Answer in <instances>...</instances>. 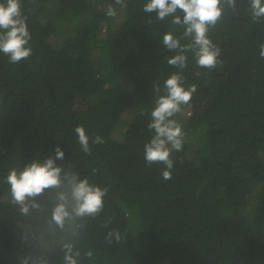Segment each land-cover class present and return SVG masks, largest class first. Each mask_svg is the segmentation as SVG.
<instances>
[{"label": "trees", "instance_id": "16d2710c", "mask_svg": "<svg viewBox=\"0 0 264 264\" xmlns=\"http://www.w3.org/2000/svg\"><path fill=\"white\" fill-rule=\"evenodd\" d=\"M145 3L21 0L32 54L13 64L0 52V264H64L67 242L80 253L77 264H264V17L236 0L208 32L219 49L231 48L230 60L219 55L208 69L186 54L184 86L196 91L172 117L184 137L165 180V165L146 163L144 144L154 135L147 125L156 87L164 94L178 71L162 36L183 29L146 13ZM109 5L115 16L106 15ZM129 107L145 108L123 130ZM96 136L103 143H93ZM57 144L63 172L107 189L100 213L66 220L63 229L52 210L66 184L28 198L22 214L6 181L10 169L54 156Z\"/></svg>", "mask_w": 264, "mask_h": 264}, {"label": "clouds", "instance_id": "9594fccd", "mask_svg": "<svg viewBox=\"0 0 264 264\" xmlns=\"http://www.w3.org/2000/svg\"><path fill=\"white\" fill-rule=\"evenodd\" d=\"M115 4L126 6L125 0H115ZM225 6L235 10L236 0H146L143 10L146 13H156L157 20L171 17L173 25L180 26L183 31L179 37L172 32H165L162 36L163 45L175 53L168 58L167 63L178 71L173 72L164 81V94L160 95V87H156L157 99L155 107L151 110V122L147 125L154 130L149 142L144 144V159L147 164L162 163L165 168L162 178L171 179L173 168L172 151L182 149L184 132L175 114L181 111L182 105H187L196 86H184V77L181 71L187 67V53H191L196 65L201 68H214L220 55V49L208 38L209 29L214 27L221 19ZM250 11L253 18L264 17V0H249ZM181 12L182 16L177 14ZM106 15L115 16V9L109 5ZM31 39L27 29L26 17L21 10V0H0V52L9 57L10 63H18L32 54L29 45ZM181 40L188 41L181 43ZM260 56L264 58V44L260 45ZM197 76L199 72L195 73ZM78 143L83 152L88 153L89 137L82 126L74 129ZM93 143H103L100 136L93 139ZM54 156H47L42 161L27 162L22 169H10L6 181L10 187L13 201L20 205V212L28 214V198L36 197L45 189H59L67 185V192L57 193V203L52 210V220L61 229L66 220L83 217H95L103 209V197L107 189L89 183L88 179L80 178L77 173L63 172L62 166L56 160L64 159V152L57 144ZM32 207H38L33 203ZM108 237L120 240V233L110 231ZM65 249L64 264H77L71 242L63 245ZM87 255H91L89 252ZM22 264H27L25 259ZM35 264H43L36 261Z\"/></svg>", "mask_w": 264, "mask_h": 264}, {"label": "rangeland", "instance_id": "374dc122", "mask_svg": "<svg viewBox=\"0 0 264 264\" xmlns=\"http://www.w3.org/2000/svg\"><path fill=\"white\" fill-rule=\"evenodd\" d=\"M232 54V50L229 46H227V48L225 49L224 46L222 47V49H220V56L224 59V60H230V56ZM131 108V109H130ZM145 107H129L127 109L124 110L122 116H121V126L123 127V130L125 128V125L136 115V113L141 112ZM134 111V112H133ZM180 112H183V110H181ZM127 128V126H126ZM120 130V132H122V129H118L116 132H118ZM134 217L135 214L134 213H130V215L128 216V220L130 223V226L133 227V225L135 224L134 222ZM134 234H136V230L133 231Z\"/></svg>", "mask_w": 264, "mask_h": 264}]
</instances>
